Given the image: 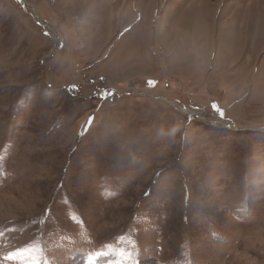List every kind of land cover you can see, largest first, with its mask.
Segmentation results:
<instances>
[{
    "label": "rangeland",
    "instance_id": "obj_1",
    "mask_svg": "<svg viewBox=\"0 0 264 264\" xmlns=\"http://www.w3.org/2000/svg\"><path fill=\"white\" fill-rule=\"evenodd\" d=\"M0 264H264V0H0Z\"/></svg>",
    "mask_w": 264,
    "mask_h": 264
},
{
    "label": "snow or ice",
    "instance_id": "obj_2",
    "mask_svg": "<svg viewBox=\"0 0 264 264\" xmlns=\"http://www.w3.org/2000/svg\"><path fill=\"white\" fill-rule=\"evenodd\" d=\"M89 123H91V118H89Z\"/></svg>",
    "mask_w": 264,
    "mask_h": 264
},
{
    "label": "bare ground",
    "instance_id": "obj_3",
    "mask_svg": "<svg viewBox=\"0 0 264 264\" xmlns=\"http://www.w3.org/2000/svg\"><path fill=\"white\" fill-rule=\"evenodd\" d=\"M232 54V53H231Z\"/></svg>",
    "mask_w": 264,
    "mask_h": 264
}]
</instances>
